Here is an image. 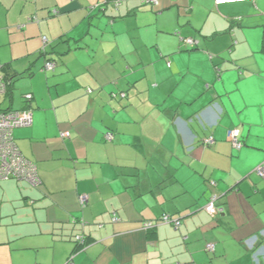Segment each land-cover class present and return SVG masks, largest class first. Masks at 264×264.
<instances>
[{"label":"crops","instance_id":"1","mask_svg":"<svg viewBox=\"0 0 264 264\" xmlns=\"http://www.w3.org/2000/svg\"><path fill=\"white\" fill-rule=\"evenodd\" d=\"M145 1L0 0V109L31 114L13 138L42 182L0 180V264L83 236L71 264H264V0Z\"/></svg>","mask_w":264,"mask_h":264},{"label":"built area","instance_id":"2","mask_svg":"<svg viewBox=\"0 0 264 264\" xmlns=\"http://www.w3.org/2000/svg\"><path fill=\"white\" fill-rule=\"evenodd\" d=\"M256 0H215L216 6L231 4V3H243V2H255ZM147 4H158V0H146ZM44 42L47 43V38H43ZM185 43L189 46H194L196 44L194 39H185ZM170 66V64H169ZM55 64L49 62L45 65V70L54 71ZM7 84L0 74V99L1 96L6 93ZM27 100H30V96H27ZM32 123L31 114L24 111H2L0 109V180L18 179L26 180L32 182L35 185L40 184L39 174L37 168L33 163L26 160L20 153L15 140L13 138V131L16 128L28 127ZM63 138L70 137V133L62 134ZM111 139V136H108ZM228 138L231 141L233 147L237 150H241L244 146L241 139V132L238 129H233L229 131ZM215 143L213 136H209L205 140L207 146H211ZM257 174L264 177V166H260L257 170ZM218 196L214 195L208 202L206 206V211L212 217L223 212L222 209L216 206ZM80 201L82 205H86L88 202V197L85 195L80 196ZM165 224L171 223L168 216L164 218ZM179 226L180 222H176ZM154 225L152 223H147L145 229H151ZM80 240V237H78ZM209 251H215V245L209 244L207 246ZM71 264V260L67 262Z\"/></svg>","mask_w":264,"mask_h":264},{"label":"trees","instance_id":"3","mask_svg":"<svg viewBox=\"0 0 264 264\" xmlns=\"http://www.w3.org/2000/svg\"><path fill=\"white\" fill-rule=\"evenodd\" d=\"M197 44V43H196ZM196 44L194 45V46H191V47H195L196 46ZM8 79V78H7ZM8 81H10L11 83H12V81L11 80H8ZM11 85H9V87H10ZM9 89V88H8ZM8 92V91H7ZM27 96L28 95H25L24 97L25 98H27ZM122 97H125L126 96V94H122L121 95ZM27 105L28 106H31V104L30 103H27ZM2 111H4V110H2ZM108 136H111V139L108 137ZM69 138V137H68ZM106 138H107V140H109V141H111L112 139H113V135L112 134H107L106 135ZM39 179H40V177H39ZM40 183H42L41 182V179H40ZM209 185H210V187H212V188H216V183L215 182H210L209 183ZM214 195H217L218 196V194H216V193H212V195H211V197H210V199L214 196ZM88 196V195H87ZM209 199V200H210ZM218 199H219V197H218ZM209 202V201H208ZM88 203H89V197H88V202L86 203V205H82V207L83 208H85L87 205H88ZM165 216H168L169 218H170V220H171V223H169V224H165V222H164V217ZM218 216V215H217ZM116 219H117V217H115ZM176 222H180V225L179 226H177L176 225ZM147 223H152L154 226L151 228V229H154L158 224H165V225H172V226H174L175 227V229H179L180 227H181V221L179 220V219H175L174 217H172L171 215H168V214H166V215H164L157 223H153V222H147ZM147 223H145L144 224V228H145V225L147 224ZM148 230H150V229H148ZM89 244H91V240L90 239H88L87 237H80V240L78 239V237L75 239V248H74V251L72 252V255H71V257L69 258V261L72 259V257L76 254V253H78V252H80L81 250H83V249H85ZM209 244H213V243H209ZM208 244V245H209ZM207 245V246H208ZM213 245H215V244H213ZM207 250L209 251V249L207 248ZM215 251H216V246H215ZM215 251L214 252H212V251H209V252H211V253H215Z\"/></svg>","mask_w":264,"mask_h":264},{"label":"rangeland","instance_id":"4","mask_svg":"<svg viewBox=\"0 0 264 264\" xmlns=\"http://www.w3.org/2000/svg\"><path fill=\"white\" fill-rule=\"evenodd\" d=\"M38 65H45V60H44V58H42V59H40L39 61H38V63H37ZM29 81H31V79H22V80H20V81H18L17 82V86L18 85H21V84H25L26 82H29ZM16 94H17V100H16V104L17 105H21L22 103V96H24L25 95V93L24 92H22V91H20V90H18V92H16ZM7 105V103L5 104H3L2 103V108H3V106H6ZM4 109V108H3Z\"/></svg>","mask_w":264,"mask_h":264}]
</instances>
